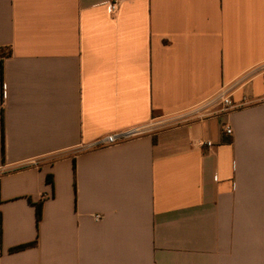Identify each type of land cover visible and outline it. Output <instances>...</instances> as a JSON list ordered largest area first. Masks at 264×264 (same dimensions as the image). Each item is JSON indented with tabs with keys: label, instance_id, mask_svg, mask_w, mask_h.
<instances>
[{
	"label": "crops",
	"instance_id": "obj_1",
	"mask_svg": "<svg viewBox=\"0 0 264 264\" xmlns=\"http://www.w3.org/2000/svg\"><path fill=\"white\" fill-rule=\"evenodd\" d=\"M0 56V264H264V0H0Z\"/></svg>",
	"mask_w": 264,
	"mask_h": 264
},
{
	"label": "built area",
	"instance_id": "obj_2",
	"mask_svg": "<svg viewBox=\"0 0 264 264\" xmlns=\"http://www.w3.org/2000/svg\"><path fill=\"white\" fill-rule=\"evenodd\" d=\"M118 1L111 2V9L113 11H116L118 6ZM2 57L0 56V59ZM234 85L225 87L222 89L219 93H217L214 97L209 99L207 102L203 103L199 107L195 109V111L192 112L193 115H199L201 113L209 112L211 108L217 106L220 107L221 112L228 113L232 111L235 108V104L233 101V90ZM156 127V123L152 122L149 125L146 126H138L134 127L128 130L118 131L114 133H110L106 136H103L96 141H94L92 144L87 145L85 149L87 150H95L107 146H113L120 143H123L125 141H129L131 139L139 138L141 136H144L146 134L152 133ZM225 134L228 136L233 135V129L229 126L225 127ZM207 147H213L212 142L205 143ZM100 216H96V220H100Z\"/></svg>",
	"mask_w": 264,
	"mask_h": 264
},
{
	"label": "trees",
	"instance_id": "obj_3",
	"mask_svg": "<svg viewBox=\"0 0 264 264\" xmlns=\"http://www.w3.org/2000/svg\"><path fill=\"white\" fill-rule=\"evenodd\" d=\"M48 181L49 182L53 181L51 176L48 178ZM41 218H42V203H39L37 205V221H38V223L40 222ZM36 244H37V242L31 243V244H26V245H21V246H18V247L11 249V252L12 253L21 252V251H24V250H27L29 248L34 247Z\"/></svg>",
	"mask_w": 264,
	"mask_h": 264
}]
</instances>
